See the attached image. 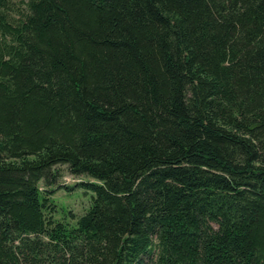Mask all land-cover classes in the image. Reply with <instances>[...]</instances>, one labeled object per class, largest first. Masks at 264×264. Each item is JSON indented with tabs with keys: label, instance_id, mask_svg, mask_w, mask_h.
<instances>
[{
	"label": "trees",
	"instance_id": "16d2710c",
	"mask_svg": "<svg viewBox=\"0 0 264 264\" xmlns=\"http://www.w3.org/2000/svg\"><path fill=\"white\" fill-rule=\"evenodd\" d=\"M0 264H264V0H0Z\"/></svg>",
	"mask_w": 264,
	"mask_h": 264
},
{
	"label": "rangeland",
	"instance_id": "374dc122",
	"mask_svg": "<svg viewBox=\"0 0 264 264\" xmlns=\"http://www.w3.org/2000/svg\"><path fill=\"white\" fill-rule=\"evenodd\" d=\"M56 168L59 169L56 182L45 185L41 181L40 185H45V189L51 191L49 196L54 205V218L74 225L79 216L87 212L92 204L94 191L87 184L100 181L87 174L79 176L71 174L67 164L57 165Z\"/></svg>",
	"mask_w": 264,
	"mask_h": 264
}]
</instances>
